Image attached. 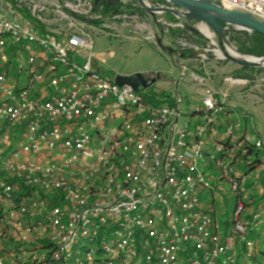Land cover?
<instances>
[{"label": "built area", "instance_id": "built-area-1", "mask_svg": "<svg viewBox=\"0 0 264 264\" xmlns=\"http://www.w3.org/2000/svg\"><path fill=\"white\" fill-rule=\"evenodd\" d=\"M212 1L264 23V0ZM95 2L0 0V242L27 243L12 264L26 252L23 264H252L264 230V154L244 159L246 146L264 150L255 118L229 111L226 93L174 91V105L156 106L103 75L96 35L157 36L128 0L108 17ZM164 25L165 36L184 26ZM210 39L175 44L198 71ZM209 168L237 197L230 231Z\"/></svg>", "mask_w": 264, "mask_h": 264}, {"label": "rangeland", "instance_id": "rangeland-1", "mask_svg": "<svg viewBox=\"0 0 264 264\" xmlns=\"http://www.w3.org/2000/svg\"><path fill=\"white\" fill-rule=\"evenodd\" d=\"M130 2V8L133 14H136L141 19V22L145 24L143 20V14L137 11V8H142L136 0H128ZM136 1V2H135ZM149 4H153L152 0H146ZM154 5V4H153ZM152 5V6H153ZM153 7H162V6H153ZM124 6L121 8L123 10ZM136 10V11H135ZM145 10V9H144ZM146 11V10H145ZM145 13H148L147 11ZM150 14V13H149ZM165 13H157L155 15H151L157 20H159ZM166 18V17H165ZM167 19V18H166ZM179 19V18H178ZM182 20V19H180ZM168 21V20H167ZM184 21V20H183ZM140 22V21H139ZM188 24L194 23L195 21H185ZM197 22V21H196ZM164 25L162 21L157 22ZM200 23V22H199ZM170 24H181V23H167ZM184 25V24H183ZM200 28H195L206 40L203 47L211 44V39L214 41L215 45L212 46V49L215 50L211 52L210 59L214 62V67H225V74L216 78L218 84H221L223 78L226 76H232L236 74V72L240 71L239 67H235V65L229 63L223 58L222 48L214 35V33L205 25ZM148 30V28H146ZM159 29V28H158ZM171 29H180L179 27H174ZM131 31H121L119 35L117 32L113 31L111 33L104 32L99 33L95 36V46L94 53L97 54V67L98 70L105 76L110 77L112 79H116L118 76L129 77L135 74H143L148 79H156L157 89L161 92H170L173 90L182 95L184 101H193L196 98V89L200 88L198 82H196L193 78L192 72L194 69L192 67H199V65L194 60L195 55L193 52L189 51L191 55H182L185 51L178 49V46L175 44L177 38H170L168 35L162 37L159 32V36L157 38H161L162 42L164 39L168 37L171 40H166L163 44L166 47L174 48L178 50V53L171 54L167 50H161L157 43V39L155 42L152 41H144L140 35L136 34V29L132 26ZM149 31V30H148ZM204 33V34H203ZM210 36V37H209ZM228 37V45L225 46L226 50H232L231 52L240 55L241 57H245L247 55L241 54L238 51V44L236 42H232ZM181 54V55H180ZM218 58L219 60H216ZM218 62V63H217ZM187 68H184L186 67ZM189 66V67H188ZM200 69V68H199ZM264 69V67H263ZM254 79L250 81L249 84L244 85L245 87L242 89V92L252 96H255L260 99H264V71L262 73H254ZM169 89V90H168ZM248 100L250 96L247 97ZM257 111H253L258 120L256 119V127L262 129L264 127V118L261 116V112L263 110V105L258 107ZM185 108V105H182ZM263 115V114H262ZM263 138V137H262ZM249 171V169H245ZM207 173L216 177L215 184H217L220 188L225 190V204L222 205L220 203L219 196L216 200V208L218 210L217 216L219 217L222 223H228V231L231 230L232 223L234 222V214L236 208L237 197L233 192L231 186L227 184L222 178H220V173H218L214 168L207 169ZM206 201L211 202L213 197L210 193L205 196ZM261 237H256V241L258 242V248L261 253L257 255V259H252V264H264V231L261 232ZM25 243V242H24ZM22 243L15 240H5L0 242V261H3V264H12L15 259L12 250L15 246L17 248L25 247L27 243L24 245H20ZM28 247V246H27ZM26 247V248H27ZM31 253L26 252L22 254L18 259L17 264H23L24 261L29 260ZM15 261V260H14Z\"/></svg>", "mask_w": 264, "mask_h": 264}, {"label": "water", "instance_id": "water-1", "mask_svg": "<svg viewBox=\"0 0 264 264\" xmlns=\"http://www.w3.org/2000/svg\"><path fill=\"white\" fill-rule=\"evenodd\" d=\"M138 4L151 15L157 13H171L184 21H198L205 24L216 36L221 48L223 58L231 64L239 67L263 68L264 57L257 58L253 56L241 57L238 54L226 50L228 45L227 33H253L257 32L264 35V23L253 16L243 12L229 11L212 0H164L168 6L153 7L146 0H136ZM221 24L226 25L223 27ZM185 26H189L184 23ZM157 45L161 50L172 52L171 48L164 46L161 38H157ZM120 85H129L134 89H148L156 83V79H148L143 74H135L129 77H117Z\"/></svg>", "mask_w": 264, "mask_h": 264}, {"label": "trees", "instance_id": "trees-1", "mask_svg": "<svg viewBox=\"0 0 264 264\" xmlns=\"http://www.w3.org/2000/svg\"><path fill=\"white\" fill-rule=\"evenodd\" d=\"M151 1V0H150ZM136 2V1H135ZM152 3H159L165 6H168V4L164 0H152ZM96 10L101 7L102 11L101 13L103 14L104 17H108L111 15L112 12H119L123 5L119 2V0H96L95 2ZM129 8H132L129 6ZM133 9V8H132ZM134 11V9H133ZM136 11V10H135ZM137 11H139L141 14H145V10L143 8H137ZM164 16L167 18V20L171 23H177L180 21V19L176 18L174 14L171 13H165ZM97 25H100L102 22L101 21H95L94 22ZM223 27H226V25L221 24ZM159 32L162 37L165 36V27L163 24L159 23L158 24ZM188 36L193 42H196L202 46L206 45L205 43L207 40L193 27H188V26H183V28L180 29H171L169 28V37L170 38H177L181 36ZM229 36L230 40L232 42H236L238 44V51L241 54L247 55V56H253L257 58H262L264 57V35L253 32V33H234V32H228L226 34ZM172 52L171 54L178 53V50L171 48ZM181 55V54H180ZM182 55H191L190 52H185ZM264 71L263 68H254V67H241L240 71L236 72L234 75V78L236 79H242V80H248L249 82L254 79L253 74L254 73H262ZM200 74L203 72L201 70H198ZM141 93H145L146 99H148V102L159 106V105H164V104H169V105H174L176 103V99L174 95L168 92H161L155 87L150 86L148 89H141ZM229 111L236 112L233 110V108L227 107ZM240 115H243L244 113L238 112ZM261 137V136H260ZM246 149L248 150L247 154L244 155V159H248V157L254 158L255 162H258L259 158L261 159V156L264 154V150L256 149L254 146L249 145L246 146ZM244 167V166H243ZM249 169V168H248ZM264 175V174H263ZM220 178L222 176L220 175ZM264 178V177H263ZM264 230H261L257 236L258 238L261 237V232ZM18 246H15V250H17ZM261 253V252H260ZM264 256V253H262Z\"/></svg>", "mask_w": 264, "mask_h": 264}, {"label": "crops", "instance_id": "crops-1", "mask_svg": "<svg viewBox=\"0 0 264 264\" xmlns=\"http://www.w3.org/2000/svg\"><path fill=\"white\" fill-rule=\"evenodd\" d=\"M153 6H165V5L155 3ZM165 7H167V6H165ZM142 16H143L142 18L145 21L146 27L148 28L149 32L154 33L156 36H159V29L157 27V22L162 21L165 24L170 23L169 21H167L165 16H162L159 20H157L156 18L151 16L149 13H145ZM177 23L184 24L186 22L183 20H180ZM200 24L203 25L202 23L195 21L194 23H191L188 25L193 26L195 28L203 29V28H201L203 26H200ZM167 39L171 40L168 37H166L164 39V42ZM216 60H219V59L216 58ZM235 67H239V66L235 65ZM184 68H187V66ZM192 68L194 69V72H196L197 74H200L197 71L198 67H192ZM239 68H241V67H239ZM201 71L203 73L200 75L204 76L206 78V84L204 87L199 86L200 88L196 89V91H197L195 94L196 97L200 96L204 92L205 88L211 89L219 97H220V94L226 93L229 96L228 107L233 108V110L237 111V113L238 112L250 113L255 119H254V128H253V126H251V127L249 126V132L253 135H259V136L263 137V139H264V127L262 126V129L259 128V130L257 129L256 119L258 120V118L256 117V115L253 112L254 110L257 111V109H256L257 105H259L258 107H261L263 105V110L261 112L263 115L261 114V116H263V118H264V99H260V98H257L255 96H252V95H250L251 93L249 94V92H248V94L242 92V89L245 87L244 85L249 84L250 82L248 80L236 79V78H234V75H235L234 74L232 76L224 77L221 84H218V82L216 81V78L220 77V74L221 75L225 74V72L227 70H225V67H222V68L214 67V62L211 59L205 65L204 69ZM194 72H192V75L193 74L195 75ZM153 87H155V89H161V88H157L156 83L153 85ZM170 90L168 91V93H171V94L175 93L174 90L172 92H170ZM248 96H250L249 100L247 98ZM263 177H264V175H263Z\"/></svg>", "mask_w": 264, "mask_h": 264}, {"label": "bare ground", "instance_id": "bare-ground-1", "mask_svg": "<svg viewBox=\"0 0 264 264\" xmlns=\"http://www.w3.org/2000/svg\"><path fill=\"white\" fill-rule=\"evenodd\" d=\"M200 2H203V0H199ZM232 51V50H231ZM262 63H264V61H262Z\"/></svg>", "mask_w": 264, "mask_h": 264}]
</instances>
